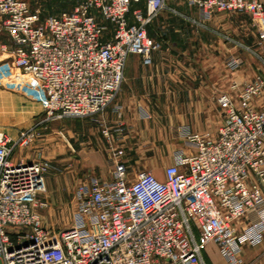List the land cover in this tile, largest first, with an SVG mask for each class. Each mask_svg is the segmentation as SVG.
<instances>
[{"label": "built area", "instance_id": "obj_1", "mask_svg": "<svg viewBox=\"0 0 264 264\" xmlns=\"http://www.w3.org/2000/svg\"><path fill=\"white\" fill-rule=\"evenodd\" d=\"M169 0H81L69 11L42 16L25 0H0V32L8 35L15 68L37 80L45 118L98 116L115 101L131 53L150 63L159 44L148 27ZM201 15L246 12L264 47V3L259 0H187ZM132 3L144 8L133 9ZM231 65L238 62L229 58ZM232 87H237L234 82ZM264 89L257 75L238 94H223L226 115L215 137L174 128L193 151L178 150L159 178L149 169L130 178L117 147L111 179L90 176L74 191L77 225L55 232L38 208V180L47 161H14L0 133V264H199L215 242L227 264H242L233 224L264 200V109L252 100ZM40 122L20 131L28 146ZM120 130V127H118ZM102 132L110 137V128Z\"/></svg>", "mask_w": 264, "mask_h": 264}, {"label": "crops", "instance_id": "obj_2", "mask_svg": "<svg viewBox=\"0 0 264 264\" xmlns=\"http://www.w3.org/2000/svg\"><path fill=\"white\" fill-rule=\"evenodd\" d=\"M259 1L264 3V0ZM175 2L179 10L182 8L180 11L190 12L187 16L182 15L181 18L194 28L193 32L196 36L192 52L181 48L159 47L152 51L150 63H145L141 54H129L124 71V82L115 102L102 114L91 118L95 131L102 134L101 138L98 135L92 145L93 149L98 148L102 152L98 155L100 160L90 162L86 156L82 157L81 163L75 167L74 172L80 175L86 171L88 176L84 179L77 177L74 182H69V187L75 185L73 194L78 183L90 176L99 175L98 177L102 179H111L114 167L110 164V158L114 155L115 148L123 146L132 149V145L128 146V143L134 142V139L147 142L152 137L158 140L170 136L175 141L167 144L170 145L168 150L171 153L166 155L155 154L145 159L128 155L126 151L125 156H120L123 163L128 166L131 179L135 177L137 171L143 169H149L157 177L164 178V170L174 163L176 151H193V147L187 144L183 137L174 134V128L183 126L193 132L217 136L226 115V105L221 103V96L226 94L238 104L239 91L257 75L264 78V66L254 57L251 48H244L245 24L242 16L234 14L236 12L223 14L221 11L203 16L187 0H175ZM253 35L256 37V34ZM5 44L11 46L8 35L2 31L0 32V67L5 66V59H11L7 60V64L13 65L10 51L2 48ZM231 57L237 60L236 65H231L229 62ZM234 82L237 83V87H232ZM23 100L24 97L19 94L0 90V110L11 113L8 116H0V133L9 137L8 144L13 147L12 154L16 153L17 160L23 158L27 161H36L39 152L43 151L41 142L38 141L31 146L28 149L30 151L23 152L24 156H22V152L18 155V150L21 148L18 145L14 146L15 140L20 131L40 122L38 134L47 142L49 135L44 133L45 131L41 133V130H45L49 123L41 122L45 118V114L43 117L40 114L42 110L40 112L33 110L37 115L35 122L25 128L19 126V102ZM252 105L264 109V89L252 100ZM22 115L24 118L31 116L30 111L27 110H24ZM106 126L110 128V137L102 132L103 127ZM69 130L76 138L74 145L67 137ZM72 131L74 133H71ZM131 131L133 134L128 141L127 136ZM57 133L64 140L63 143H66L65 146L69 145L72 150L75 147L80 148L79 145H82L83 150H89L84 147L86 144L84 140L89 143L91 139L85 135V130L81 127L75 129L61 127ZM164 147L165 143H162L159 151ZM129 167L133 168L129 170ZM91 172H96L97 175H92ZM47 184L49 188H53L50 178ZM233 227L241 246L242 264H264V203L252 210L242 221H235ZM199 264H227V262L218 245L210 242L202 249Z\"/></svg>", "mask_w": 264, "mask_h": 264}, {"label": "rangeland", "instance_id": "obj_3", "mask_svg": "<svg viewBox=\"0 0 264 264\" xmlns=\"http://www.w3.org/2000/svg\"><path fill=\"white\" fill-rule=\"evenodd\" d=\"M25 1H27L31 7L39 9L42 16L46 17L49 15H58L64 11L72 10L81 0ZM138 7L144 8L143 3H132L129 15L132 16L133 9ZM181 9L182 8H180V10ZM180 10L175 0H169L166 6L160 11L158 16L151 24L149 28V35L159 44L158 48H181L187 52H192L195 45L194 37L196 36L193 32L194 28L191 27L189 22H186L181 18L182 15L187 16L190 14V12L187 11V13H184ZM226 12L228 11H221L223 14H226ZM213 13H219V11H215ZM234 14H239L244 19V48H251L254 51H252L254 57L260 62L261 65L264 66V47L259 41L251 16L246 12H236ZM253 34H256V37H254ZM201 38H203V36H201ZM7 60L10 61L11 59H5V66L0 67V90L13 92L24 97L25 100L19 102L20 112H18V122L19 126H23V128H25L30 126L32 122H35V118L37 116L35 114L36 112H40L42 110L40 113L42 117L44 114H46L42 106L43 94L39 89L36 79H34L32 76H29L28 74H25L22 70L15 68L12 63L7 64ZM24 110L30 111L31 116L24 118L22 115ZM33 110H36V112L33 113ZM5 115L8 116L11 115V113H4L2 110H0V116L3 117ZM92 117L86 116L79 118L54 119L48 121L49 124L46 126L45 130H41V133L44 131V133H48L49 140H47V142H45L43 137L39 136L40 134H38L30 145L19 146L21 149L18 150V155L21 154L20 152L28 153V151H30L28 149L31 146H34V144H36L38 141L41 142L43 151L39 152L38 157L40 160L38 158L36 161H47L50 164V168L47 170V172L40 176L37 182L39 189L38 193L42 200L46 201V205L38 208V212L40 213L43 224L55 232H59L71 225H77L83 233H89V229L85 225L86 222L84 218L78 213L76 208V203L73 197L74 194L72 191L75 185H70L69 187V182H74L77 177L84 179L88 176L86 171L84 174L80 175H77L74 172L75 167L81 163L83 156H86V159H88L90 162L100 160L98 155L102 152H100L98 148L93 149L92 145L97 140L98 135H100L101 138L102 134L95 131V127L91 123ZM66 126L69 129L72 127L73 129L76 127H81L85 130V135L91 139V142L87 143V140H84L86 143L84 147L89 148V150H83L82 145H79L80 148L74 146V150H72L69 145L68 147L65 146L66 143H63L64 140L61 139V136H59L57 131L60 130L61 127ZM71 133H74V131ZM132 134V131L128 133V141L131 140ZM67 137L69 142L74 145L76 138L70 134V130L69 134L67 133ZM150 139L151 140H148L147 142L138 140L136 141V139H134V142L132 141L128 143V146L132 145V149H127V147L122 146V148H124L123 155L125 156L127 151L128 155H136V157L140 156L147 159L155 154L166 155L171 153L170 150H168L170 145L167 144L175 141L171 139L170 136L168 138L165 136L163 139L158 138V140L154 139V137ZM103 141L106 140L103 139ZM162 143H165V147L159 151ZM24 153L21 155L24 156ZM15 154L16 153L12 154L11 156L14 161L17 160L15 158ZM127 167L128 166H126V168ZM130 168L133 167H129V170ZM91 174L97 175L96 172H91ZM48 178H50L51 182L53 183V188L48 187ZM262 203H264V200L250 208L243 217L237 220V222L242 221L252 210L256 209Z\"/></svg>", "mask_w": 264, "mask_h": 264}, {"label": "trees", "instance_id": "obj_4", "mask_svg": "<svg viewBox=\"0 0 264 264\" xmlns=\"http://www.w3.org/2000/svg\"><path fill=\"white\" fill-rule=\"evenodd\" d=\"M153 21H154V20H153ZM152 23H153V22H152ZM152 23H151V24H152ZM151 24H150L149 27H148V33H149V28H150ZM149 34H150V33H149Z\"/></svg>", "mask_w": 264, "mask_h": 264}]
</instances>
